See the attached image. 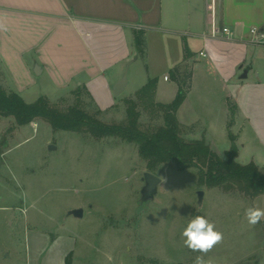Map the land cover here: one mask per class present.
Masks as SVG:
<instances>
[{
	"label": "crops",
	"instance_id": "0c3cea01",
	"mask_svg": "<svg viewBox=\"0 0 264 264\" xmlns=\"http://www.w3.org/2000/svg\"><path fill=\"white\" fill-rule=\"evenodd\" d=\"M213 21L236 36L211 37ZM252 26L264 29V0H0V69L19 94L48 72L63 89L59 97L85 87L97 108L107 111L125 96L113 90L137 59L147 63V82L158 78L156 101L162 103L178 93L171 72L180 66L189 80L177 113L187 128L184 138L205 139L225 156L231 131L236 160L255 162L264 172V46L249 42ZM135 29L145 31L144 57ZM230 103L236 112L229 129ZM24 202L2 207L13 211L6 219L14 232L23 231L25 249L0 236V264H66L70 253L72 264H111V249L94 245L67 221L53 233L33 227Z\"/></svg>",
	"mask_w": 264,
	"mask_h": 264
},
{
	"label": "rangeland",
	"instance_id": "374dc122",
	"mask_svg": "<svg viewBox=\"0 0 264 264\" xmlns=\"http://www.w3.org/2000/svg\"><path fill=\"white\" fill-rule=\"evenodd\" d=\"M127 70L125 96L115 98L117 104L100 114L106 122H125L126 99L134 97L147 82L143 58ZM0 80L12 91L1 69ZM62 93L46 72L35 76L20 95L27 102L47 96L63 108L76 103V91L59 97ZM80 98L89 111L97 110L85 92ZM140 110L145 129L163 123L162 115L144 107ZM50 144L55 148L49 150ZM147 171L134 143L54 130L43 119L20 126L14 117L0 115L1 241L14 239L17 248L24 251L23 231L17 228L14 232L6 219L13 211L2 208L24 200L33 227L53 233L62 231L61 224L68 222L69 228L87 235L94 245L111 249V264H194L201 253L184 246L182 232L196 216L205 217L223 233L222 242L205 256L211 264H264V220L252 226L245 217L248 207L264 208V194L252 197L238 189L208 187L199 183L198 169L178 170L171 163L153 172L162 182L155 197L143 201ZM199 191L204 193L201 201ZM75 208L85 211L82 218L71 213Z\"/></svg>",
	"mask_w": 264,
	"mask_h": 264
},
{
	"label": "trees",
	"instance_id": "16d2710c",
	"mask_svg": "<svg viewBox=\"0 0 264 264\" xmlns=\"http://www.w3.org/2000/svg\"><path fill=\"white\" fill-rule=\"evenodd\" d=\"M134 35L137 51L144 57L145 31L135 29ZM190 55L189 48L185 46V58ZM181 68L179 66L171 72L180 84L178 93L171 102L156 101L158 78H149L134 97L126 99L125 122L102 120L100 118L102 110L99 108L95 112L89 111L80 98V94L85 92L91 99L85 87L76 90L78 97L76 103L63 108L47 96H41L34 102H27L19 93L8 91L1 80L0 115L14 117L20 126L36 119H43L54 130L84 132L98 139L117 137L137 145L139 154L146 161L150 172H155L161 165L172 163L178 170L198 169L199 183L202 185L223 187L227 190L238 189L252 197L264 194V172L255 162L241 164L236 160L238 146L231 132L229 136L232 144L225 156L217 153L205 139L189 141L183 137L187 128L181 124L177 113L187 97L189 83ZM142 107L149 109L151 113L162 115L163 123L145 129L141 123ZM230 108L232 119L228 124L229 129L236 112L235 106L231 103ZM66 264H72V253L67 256Z\"/></svg>",
	"mask_w": 264,
	"mask_h": 264
},
{
	"label": "clouds",
	"instance_id": "9594fccd",
	"mask_svg": "<svg viewBox=\"0 0 264 264\" xmlns=\"http://www.w3.org/2000/svg\"><path fill=\"white\" fill-rule=\"evenodd\" d=\"M245 217L249 225L255 226L261 220H264V208L248 207L245 210ZM183 244L193 252H199L194 264H211L205 259L217 244L222 242L223 233L216 230L214 223L203 216H196L191 219L182 232Z\"/></svg>",
	"mask_w": 264,
	"mask_h": 264
},
{
	"label": "water",
	"instance_id": "95a60500",
	"mask_svg": "<svg viewBox=\"0 0 264 264\" xmlns=\"http://www.w3.org/2000/svg\"><path fill=\"white\" fill-rule=\"evenodd\" d=\"M37 67L38 68L35 69V72L38 73L40 68H39V66H37ZM127 72H128V70L126 69L123 77L115 85L114 90H113L115 96L123 94V92L125 90V86H126L127 81H128ZM53 148H55V146L50 144L49 150H52ZM144 180H145V186L142 189V200L147 201V200L154 198L155 195L157 194L158 186L161 184L162 178L159 177L158 175L154 174L153 172L147 171L144 173ZM203 194H204L203 191H199L198 196H199L200 201L203 198ZM71 213L73 215H75L76 217L81 218L84 215V210L82 208H75L71 211Z\"/></svg>",
	"mask_w": 264,
	"mask_h": 264
},
{
	"label": "built area",
	"instance_id": "2783aa9c",
	"mask_svg": "<svg viewBox=\"0 0 264 264\" xmlns=\"http://www.w3.org/2000/svg\"><path fill=\"white\" fill-rule=\"evenodd\" d=\"M208 34L213 38L232 39L236 36V31L229 26H219L213 21L212 28ZM248 40L255 45L264 46V29L252 26L249 29ZM165 78H168V76Z\"/></svg>",
	"mask_w": 264,
	"mask_h": 264
}]
</instances>
